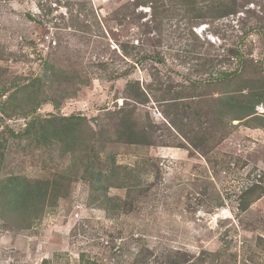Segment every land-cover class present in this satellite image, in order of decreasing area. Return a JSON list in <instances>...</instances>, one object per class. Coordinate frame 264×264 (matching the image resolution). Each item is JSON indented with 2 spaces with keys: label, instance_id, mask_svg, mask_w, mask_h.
<instances>
[{
  "label": "rangeland",
  "instance_id": "obj_1",
  "mask_svg": "<svg viewBox=\"0 0 264 264\" xmlns=\"http://www.w3.org/2000/svg\"><path fill=\"white\" fill-rule=\"evenodd\" d=\"M244 2L214 22L198 20L206 0H0V188L14 175L49 182L19 213L0 195V264H171L169 250L194 264H264V193H244L264 189V127L219 125L214 109L241 81L264 80V14L259 29L245 15L264 13V0ZM45 61L60 80L49 73L33 96L14 93L25 103L2 114ZM52 116L83 120L68 150L37 143ZM32 119L35 131L17 137ZM130 130L139 144L123 142ZM91 155L128 169L132 199L124 187L91 191Z\"/></svg>",
  "mask_w": 264,
  "mask_h": 264
},
{
  "label": "trees",
  "instance_id": "obj_2",
  "mask_svg": "<svg viewBox=\"0 0 264 264\" xmlns=\"http://www.w3.org/2000/svg\"><path fill=\"white\" fill-rule=\"evenodd\" d=\"M181 1V0H180ZM206 6L207 11H209V14L204 16H199V19H214V22L220 19H225L228 17H235L243 6H246L244 0H206ZM183 6L186 4H182ZM151 7L155 10V7L151 3ZM264 13L256 12L255 10H245V15L252 21V24L256 26L257 29L259 27L257 26L262 22V16ZM197 19V18H196ZM254 30V28H252ZM255 31H258V30ZM251 30V29H250ZM230 54L234 55V52H230ZM237 55V54H236ZM236 59L238 62L241 63V56ZM235 59V60H236ZM251 66V65H250ZM249 67L242 66L241 73L248 75V69ZM233 70L232 72H224L227 74H223L225 78L228 79V82L226 84V88L231 86V77H234L237 75L236 73L238 71ZM51 78H55L56 80L61 76L62 72L55 69L53 66L49 65L48 61L44 62V70L43 75L31 79L32 81H29L27 83L19 85V89L14 90L12 94L9 96L7 102L12 103L13 110L9 112L8 114L2 111L1 113L4 115H7L8 117H12L14 113H18L19 108L21 106V103H25V96L16 97L17 93L20 91L19 95L26 92V95L28 97L33 96L34 91L31 90L34 85H38L42 78L47 79V75ZM230 79V80H229ZM60 80V78L58 79ZM220 81L224 79H218ZM216 86V83H214V87ZM232 94L224 93L220 96L215 98L216 106L214 109L218 112L217 115H215V120L221 125L222 121L226 117H230L231 121H242V120H248L250 123H256L258 126L264 127V116L256 114V108L258 106L264 107V80L261 76H256L255 79L248 78L246 80L241 81L240 84L235 85L232 88ZM198 96H202L201 94ZM3 103V102H2ZM1 103V105H2ZM40 104L36 107V109L39 107ZM27 106V105H26ZM55 107V106H54ZM21 109L25 110L27 109L28 112L31 111L32 113L35 112L32 108H24L21 107ZM30 113V112H29ZM226 114H230L231 116H228ZM25 118V117H23ZM34 119V118H33ZM29 121L28 125H26V128L23 130L22 133L17 134V137H24L26 136V132L29 133L30 131H35V122L36 120ZM82 119H79V121H76L75 119L71 118H57V117H49L48 119L44 120L39 125V132L36 134V140L37 143H51V139H55L58 143H60V146L62 149H69V144L72 143L73 139V130L74 127L77 124H82ZM213 125V124H212ZM90 130V128H89ZM92 132V131H91ZM131 132L129 136L127 137V140H123V142L127 144H139L141 142V139L137 138V134H135V138L133 136V131ZM9 133L12 136H15L14 132L9 131ZM117 139H121L118 137ZM0 149L4 150L6 148V144L9 143V139H0ZM122 141V139H121ZM80 145L85 147L86 152L85 154L89 155V151L87 150L88 146L81 143ZM63 150V151H66ZM98 154V151L97 153ZM5 153L3 152L2 155L0 154V162L5 159ZM114 156V155H113ZM110 156V158L113 160L114 157ZM115 161V160H114ZM84 165V171H85V181L90 183V188L94 189L91 190L95 193H98L100 191H106L110 189L111 187H124L128 189L129 194L127 195V199H132L131 197V189L133 188V184L130 182V175L129 171L126 167L117 166L114 163L111 164L112 166L110 169L104 167V165L101 163L100 159H94L92 155L87 157V160ZM107 171V172H106ZM1 188H0V195H5V205L12 209L15 212H21L22 210L26 208H20V207H26L27 205H30L31 203L37 202L40 195H46V192L48 190L49 182L45 181H35V182H29L28 180H22V178H18L16 175L14 176H8L6 179H1ZM259 186H255L254 188H251L249 191L244 192L251 194V192L256 191L259 193H264V189H261V191H257L256 189ZM260 188V187H259ZM100 189V190H99ZM135 190V189H133ZM7 195V199H6ZM246 195V196H247ZM35 199L33 201L32 199ZM1 199V201L3 200ZM249 205V203H245L243 207H241V210L246 209V207ZM114 209L115 213H118V211L122 210V208H111ZM127 209V208H126ZM38 208H34L31 213L32 215L37 214ZM113 213V211H112ZM30 219L31 216H30ZM119 250V249H118ZM122 252V248L119 250V253ZM169 257L171 259V264H194L196 261H199V259L193 260V263H188L190 256L182 251H175V250H169ZM137 254L141 256H145L149 258L150 251L146 248L138 250ZM174 254V255H173ZM147 255V256H146ZM149 255V256H148ZM146 264V261L143 262ZM83 264H96L95 260H85ZM135 264V263H132Z\"/></svg>",
  "mask_w": 264,
  "mask_h": 264
}]
</instances>
